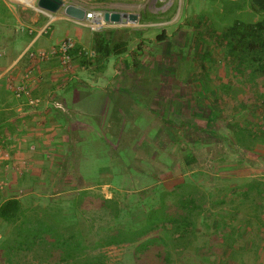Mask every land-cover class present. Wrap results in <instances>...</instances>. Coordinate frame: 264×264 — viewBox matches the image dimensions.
Returning a JSON list of instances; mask_svg holds the SVG:
<instances>
[{
	"label": "rangeland",
	"instance_id": "obj_1",
	"mask_svg": "<svg viewBox=\"0 0 264 264\" xmlns=\"http://www.w3.org/2000/svg\"><path fill=\"white\" fill-rule=\"evenodd\" d=\"M64 2L100 15L106 10L139 14L135 23H106L94 29L89 26L91 19L81 21L86 28L107 37L110 30H116L114 39L126 41L125 52L110 57L112 63L119 61L122 66L129 60L127 76L118 84L111 75L104 83L107 94L102 90L94 92V119H89L94 130L69 144L75 153L72 167L43 176L38 187L31 184L32 191L24 182L17 184L24 193L15 190L8 195L18 196L25 205L59 208L64 220L75 214L87 246L85 252L100 255L98 264H166V252L169 264H264V255L261 258L260 253H255L258 245H264V224L258 225L254 216L249 218L251 203L258 196H231L228 190V186L254 179L264 182V172L251 174L248 167L241 169L235 164L233 141L225 138L236 137L235 128L224 126L230 116L234 120L233 107H226L223 117L219 116L208 130L202 115L203 106L213 96L218 98V106L262 109L264 75L255 76V80L245 63L231 62L225 48L210 39L207 42L212 54L204 59L207 67L202 80L194 86L188 80L194 70L191 22L205 15L215 28H222L226 22L220 1ZM234 14L249 21L261 16L248 5L237 8ZM161 29H165L166 39L172 44L169 55L162 52V42L154 39ZM242 74L250 80L241 81ZM117 89L123 97L117 95ZM211 89L215 94L209 92ZM247 111L242 115L249 114ZM260 120L264 122V117ZM237 129L238 137L246 136V127ZM161 191L170 192L164 203L172 222L158 220L148 235L156 236V241L145 243L148 236H142L94 247L97 240L115 233L119 224L143 218V205L159 206ZM76 196L81 199L74 205ZM102 197L113 202H104ZM182 216L187 217L189 225L177 228ZM8 230L0 221V234ZM3 240L2 237L0 244ZM20 250L11 256V264H80L73 259L58 261V250L50 254L49 260L35 258L32 249ZM0 264H8L2 249Z\"/></svg>",
	"mask_w": 264,
	"mask_h": 264
},
{
	"label": "crops",
	"instance_id": "obj_2",
	"mask_svg": "<svg viewBox=\"0 0 264 264\" xmlns=\"http://www.w3.org/2000/svg\"><path fill=\"white\" fill-rule=\"evenodd\" d=\"M92 35L93 31L86 28L84 23L64 13L50 14L35 6L19 7L7 0H0V46L5 52L0 58V135L10 138L5 139L6 142L0 138V145L15 143L11 150L14 154L11 166L6 170L0 161V176L9 183L0 191V202L9 197L19 198L8 195L17 189V184L24 182L27 189L32 191L31 184L36 187L43 176L70 169L75 153L69 144L89 136L94 130L91 125L93 121H89L90 117L94 119V92L102 90L107 94L108 86L104 83L111 75L118 84L127 76L125 70L129 60L128 65L122 66L119 61L112 63V57L100 63L93 58ZM68 36L73 38L75 46L85 57L81 59L78 53L72 55L71 66L67 70L62 68L57 55L42 61L28 55L30 51L50 50ZM27 68H32L34 72L33 79L29 81V90L33 97L39 99L37 103H32L24 95L16 96L8 87L9 82L18 83ZM263 75L254 73L251 77L263 78ZM240 79L250 80L244 74ZM117 91V95L123 97V93L119 94V89ZM226 107L234 108V120L230 116L224 126L235 128L236 137L225 135L228 142L233 141L235 164L241 169L248 167L251 174H261L264 172V135H261L264 134V122L258 121V118L264 117V106L259 110L256 109L258 106H248L249 111L246 106H219L221 117ZM244 111L249 114L242 115ZM238 127L248 129L246 136L238 137ZM29 144H34L35 150H29ZM247 189L246 184L228 186L230 191L244 192ZM259 198L251 203L249 218L259 215V220L264 222V209L256 212L262 203ZM261 235L264 236V232ZM256 249L255 253H260L262 258L264 245H258Z\"/></svg>",
	"mask_w": 264,
	"mask_h": 264
},
{
	"label": "trees",
	"instance_id": "obj_3",
	"mask_svg": "<svg viewBox=\"0 0 264 264\" xmlns=\"http://www.w3.org/2000/svg\"><path fill=\"white\" fill-rule=\"evenodd\" d=\"M223 9V17L226 22L222 28H215L214 22L205 15L195 17L191 22L192 30V58L194 60V70L190 72L188 77L189 82L193 86L198 83L206 70L205 57L211 55V49L207 40H214L216 44L223 46L226 50L228 59L236 65L245 63L250 73H264V0H219ZM248 5L250 9H255L261 16L253 21L245 20L237 15V8H243ZM155 14H152V19ZM110 36H105L102 32H94L92 35L93 42V58H96L98 63L107 59L111 55H120L125 52L126 41L122 39H114L116 30H110ZM165 29H161L154 36V39L162 42V52L169 55L171 42L166 39ZM74 46L70 51L71 57L75 53L84 59L83 53ZM244 65V64H243ZM211 94H215L213 89L209 90ZM218 98L213 96L212 99L206 102L202 109V115L205 120V129L215 122L220 116ZM209 133V132H208ZM247 190L239 192L231 190V196H243L248 198L252 193L254 196H259L260 207L256 212L264 209V182L260 180H250L245 183ZM170 192L161 191L159 194V206L154 207L150 204L143 205L146 215L140 218L138 222H129L128 224H119L117 230L107 239H99L94 247L101 245H110L124 241H134L142 236H148L154 229L158 220L166 221L171 224L172 216L167 213L164 199ZM253 196V197H254ZM81 196H76L73 202L78 204ZM104 202H113L111 198L102 197ZM114 212H117L115 203ZM257 223L263 225L259 215L255 216ZM0 221L8 227L6 233H2L1 238H4L0 244V250L4 252V257L11 264V256L20 248L33 250L35 258L47 259L51 258L53 251L58 250V261H68L73 259L80 264H98L100 255H91L85 252L87 246L83 241V232L79 227V218L75 214L64 216L59 208L51 209L43 206L25 205L20 198L9 197L0 202ZM186 216H182L177 223V228L188 226ZM234 231L233 226L230 229ZM224 233V231H223ZM226 235H224L225 237ZM230 235V239L232 238ZM156 236L147 237L145 243L156 241ZM166 245V241H163ZM18 246V248H16ZM44 255V256H43ZM43 256V257H41ZM169 252H166V264H169Z\"/></svg>",
	"mask_w": 264,
	"mask_h": 264
},
{
	"label": "built area",
	"instance_id": "obj_4",
	"mask_svg": "<svg viewBox=\"0 0 264 264\" xmlns=\"http://www.w3.org/2000/svg\"><path fill=\"white\" fill-rule=\"evenodd\" d=\"M10 3L17 4V5H23L25 7H30L34 8L31 5L25 4L24 2L18 1V0H8ZM36 4V0H34V5ZM36 7V5H35ZM42 12H47L43 9L36 8ZM88 11V10H87ZM93 13V12H92ZM90 11H88L87 15L90 17ZM94 14V13H93ZM90 19V18H86ZM102 25H106L104 22ZM92 29L96 27H92L89 25ZM75 43L72 37L68 36L65 37L61 42H59L57 45L53 46L50 48V50H38V51H30L28 55L30 57H35L38 60H45L51 55H57L60 59V64L64 70H67L71 66V54L70 51L74 48ZM4 49L0 46V58L4 56ZM34 72L32 68H27L23 73L21 80L16 83L12 84L9 82L8 87L9 89L16 95V96H22L24 95L29 101L32 103H37L39 102L38 98H35L31 95L30 90H29V81L33 79ZM262 104L264 105V95L261 100ZM56 106L60 107L58 103L55 104ZM1 140L3 139L4 142L6 140H10V138H2V135H0ZM6 139V140H5ZM4 144V143H3ZM14 144L15 143H5L4 145H0V161L4 164V168L7 170L11 166V162L13 160V153L12 149H14ZM29 150L33 151L35 150V145L34 144H29L28 146ZM9 186L8 181L6 178L0 176V191L5 189L6 187ZM18 194L24 193V188L23 187H17L16 189ZM1 238V234H0Z\"/></svg>",
	"mask_w": 264,
	"mask_h": 264
},
{
	"label": "water",
	"instance_id": "obj_5",
	"mask_svg": "<svg viewBox=\"0 0 264 264\" xmlns=\"http://www.w3.org/2000/svg\"><path fill=\"white\" fill-rule=\"evenodd\" d=\"M35 5L36 8L43 9L49 13L62 9L65 16L77 21H83L89 17L86 8L73 3H65L64 0H36ZM90 13L93 14L92 12ZM102 18L105 23L127 25L137 22L139 14L136 12L106 10L103 12Z\"/></svg>",
	"mask_w": 264,
	"mask_h": 264
},
{
	"label": "bare ground",
	"instance_id": "obj_6",
	"mask_svg": "<svg viewBox=\"0 0 264 264\" xmlns=\"http://www.w3.org/2000/svg\"><path fill=\"white\" fill-rule=\"evenodd\" d=\"M18 1H21V2H24L25 4H28V5H31L32 7H34V0H18ZM90 18L92 21L91 23V26L92 27H95V26H100L104 23L103 21V18H102V15H100L99 13H94V14H91ZM89 19V20H90Z\"/></svg>",
	"mask_w": 264,
	"mask_h": 264
}]
</instances>
